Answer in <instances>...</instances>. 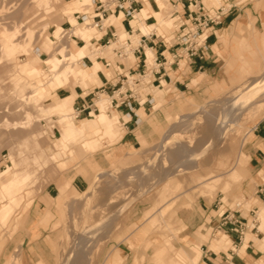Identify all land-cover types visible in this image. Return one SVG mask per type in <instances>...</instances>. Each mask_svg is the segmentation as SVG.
<instances>
[{
    "label": "rangeland",
    "instance_id": "obj_1",
    "mask_svg": "<svg viewBox=\"0 0 264 264\" xmlns=\"http://www.w3.org/2000/svg\"><path fill=\"white\" fill-rule=\"evenodd\" d=\"M70 1L72 0H58L56 4H49L45 9H50L51 13L43 14L41 10H38L39 13L28 22V25L34 30L40 27V29L35 30L33 33L34 38L29 40L27 47L29 54H33L32 50H39L38 59L34 67L37 70L35 77L38 83H46L50 78L41 61L47 58V54L40 45L45 37L51 38L50 33L53 24H57L58 26L66 25V18L55 16L56 12L54 13V9L56 8L57 11H59ZM244 1H249V4L241 14V20H239L240 27L236 28L235 26H231L224 32V36L221 34L217 38L219 61L218 69L213 77L203 79L202 82H199V87H196L198 85L195 86V94L191 95V98L185 97V99L180 96V93L176 92H170L168 94L170 97H168L166 96V92L169 90L165 87L167 91L165 92V96H161L160 106L157 108V110H160L162 118L160 119L161 125L156 129L157 132L155 137L150 141H140L138 148L125 151L117 157L109 158L107 165L93 170L87 177L88 187H86L84 191L80 193L69 192L70 197L62 198L61 202L50 200L51 207L54 209L53 214L44 217L43 214L39 215V213H37V215H35L38 218H36L32 224L27 225L26 215L31 205H34L37 212H39L36 203L47 202L41 196L44 186L48 182H56L58 179H61L59 178L61 174L70 166L77 164L84 155L86 156L95 151L103 150L104 146L107 145V143L103 142L105 139L109 143L115 142L119 135L118 132H116V137L113 140H110L105 133L98 136L101 146L98 149L97 146L95 148L96 150L94 149L95 151H87L80 148V140H76L69 144L72 151L71 158L68 155V151H66V154L58 157L55 162L51 163L46 159L43 162L46 166L43 168L41 166L36 169L30 166L17 165V159L23 158V154L18 155L15 164L12 165L9 160H7L8 145L5 146V148L2 147L7 143L5 142L6 139L2 142H5L4 144L0 143V171L8 164L7 166L12 168V170L20 169L26 173L33 174V179L20 186H14V188L6 194L7 200L8 195L21 191L15 197V207L8 219L6 220L5 215L3 217L0 216V264H62L72 244L74 242L78 243L79 241L80 248L73 250L72 258L74 261L72 264H105L102 259L106 260L116 250H119L121 253L130 251L131 254H136V252L137 254H142L144 257L140 259V264H145L152 254V247L145 246V244L148 242L151 243L152 241L163 244L167 240V242L172 245L170 254H173L175 252L174 250H180L173 245L176 237L172 231L173 227H175L173 218L178 210L190 208L191 204L199 197H194L193 195L194 190L192 188L201 187L197 184L199 180L196 182V179L200 176L224 175L229 170L233 169L236 162L240 163L243 159V154L241 152L246 149L251 127L264 117V95H260L255 98L252 107L247 110L244 109V111L237 114L234 119L232 117L229 120L231 127L227 128L228 130L225 132L223 138L217 139L218 137H216L212 142H210L211 139L209 140V136L212 138L217 134V131H213L211 124L206 122L205 113L210 112L213 115L221 113L223 108L220 102L232 92L229 105L227 106L229 108L232 101L239 93L248 91L250 85L248 81H251V78L264 72V0H236V2ZM203 3L205 7H216L219 5L220 0L211 3L203 1ZM167 4L163 12H161L158 23H161L160 20L162 21L164 15L167 16V19L171 20L170 26L162 30L164 35L169 36L175 28V18H172L170 15L172 8ZM4 6V8H0V20L2 21L0 23H5L3 28L9 33H12L18 27L22 28L24 25L23 22L36 11L31 0H6ZM91 9L92 7L89 9L87 8L84 12L87 11L91 13ZM86 18L87 17L84 19ZM69 20L72 21V26L77 24L73 16ZM117 21L118 18L115 20V23H117ZM44 23H46V25L41 27ZM105 24L108 25V22H105ZM109 24H111V22H109ZM136 24L140 25L136 20H131L132 26ZM141 26L142 29L145 27L142 24ZM252 27H254L256 33L250 42L251 44L247 45L246 40H248V42L250 41ZM3 28H1V30ZM135 28L139 29L138 26H135ZM21 32L22 30L19 31L17 40L21 38ZM146 32H148V29ZM92 33L94 34L95 31ZM130 38L132 39V43L136 44L134 37L131 36ZM243 38H246V40H243ZM64 40L67 39H63V41ZM68 40L67 42H70ZM91 40L95 45V37L94 39L91 38ZM31 41L33 42L30 43ZM114 45L113 43H109L105 47L98 46L97 49L91 47L90 50H92V53H95V55H99V52L97 53L94 50L108 51L107 55L110 57L109 59L112 65L114 61H124L127 65H130L133 62V60L129 58L130 51L126 53L124 59H118L114 57L110 51ZM54 46V43L48 46L50 53L55 52L56 47ZM26 59V55L21 53H17L13 61L0 58V76L9 75L18 64L23 63ZM230 64L231 66H229ZM21 66L22 65L19 67ZM87 68L88 67L83 65H77L75 67L76 70L81 71V76L88 77V74L90 76L91 73L88 70L86 73L84 72ZM231 70L234 71L232 74H234L235 79L233 80L230 79L229 72ZM39 75H42V77ZM260 77H264V74ZM9 80L5 78L3 81H0V128L10 130L12 127L9 126L7 128L4 125L6 124L5 120L9 122V120L12 119V116L8 115L13 112V107L11 105L12 101L9 103L11 106L8 111V105L2 100L6 93L5 88H10L12 85V82ZM73 80L76 81L74 78ZM68 81L69 80H66V82ZM146 81L147 78L145 77L143 83ZM70 83L73 85L76 82ZM143 86L144 85H142V88H144L143 91H148L145 86ZM108 100L109 98L107 97L105 106ZM53 101L54 99L50 96L47 99L41 100L39 103L40 105H46ZM100 104L99 108L101 107ZM17 114L20 113L15 114L14 112L13 117H17ZM110 114H112V112ZM188 114H191L189 119L188 117L178 119L179 116ZM182 119L189 120L187 121L188 124H182L183 126L180 125L178 127V120L182 122ZM1 120L4 121L1 122ZM31 120L34 122L20 130L22 132L34 129L38 130V144L45 149L46 152L52 151L51 145L56 143L59 138L57 116L51 115L50 118L40 117L37 120L39 123L34 117H32ZM175 123H178L176 125L177 133L172 135V139L175 140L176 143H172L173 146H170L172 144H168V146L162 148V151L165 150L166 152H162L159 149L163 142H161L163 134L166 132L164 136L168 140L169 129L171 125ZM54 127L58 130L57 132H54ZM211 133L212 136L210 135ZM178 149L183 152L184 158L178 161L177 159L172 161L167 158L169 151L174 152ZM190 150L193 151V153H191ZM157 151L161 152L159 153L161 154L160 157ZM52 154L57 155L58 152L55 150V153ZM157 157L162 158L163 161L162 159L159 160ZM158 163H163V167L160 164L163 169ZM152 164H154L157 171H155V167L152 168ZM175 165L176 167L174 168ZM147 167H149V169L144 170V168ZM160 169L162 172H160ZM169 171L171 173H169ZM164 172L169 173V175L166 177L163 176ZM98 173L99 176L95 179ZM140 173H142V175ZM141 176L142 178H140ZM263 177L264 175L261 176L260 173L258 174V178L264 181ZM244 179L245 177L242 178L239 183L231 185L226 193L222 192V185L220 184L215 191L207 192L201 197L215 198L218 200V205H221V210L223 207H229L242 211L244 215L252 203V199H246L240 194V186ZM224 180H228V177H224ZM175 183H179L180 188L176 193H171L169 188ZM88 195H90V199ZM224 195L225 198H222ZM175 197L177 198L172 202L173 204L170 203L166 205L169 199L171 200ZM245 201L250 202L248 205H245ZM235 202H238L239 205H235ZM165 205L166 207L164 208L167 210H162L163 213L157 217L155 213L160 207ZM8 207L11 209V206L6 204L5 212ZM147 210L148 212L153 210L154 215L151 214L153 215V219H145L146 216L144 212ZM157 218H159V220ZM106 223L108 225L105 226ZM103 225L104 230L99 229V227L101 228ZM28 226H32L30 235L28 234ZM169 227L172 229L170 230ZM87 232L88 234L86 236L85 234ZM128 240H132L133 243L129 244ZM179 263L188 264L186 259H179Z\"/></svg>",
    "mask_w": 264,
    "mask_h": 264
},
{
    "label": "crops",
    "instance_id": "obj_2",
    "mask_svg": "<svg viewBox=\"0 0 264 264\" xmlns=\"http://www.w3.org/2000/svg\"><path fill=\"white\" fill-rule=\"evenodd\" d=\"M165 1L171 6V13L176 14L181 19H186L188 15L192 16L193 12H199L193 7L194 3H196V7L199 5L203 8H209L205 7L203 1L206 3L214 2L213 0ZM116 3L114 6H110L103 13V16L105 19H108L109 15L113 14L117 16L118 21L115 24L106 25L104 31L97 32L99 37L96 40L97 43L94 49H97L98 46H107L106 44L111 41V33L117 34L116 37L119 41L132 31V36L138 46L136 47L137 51L132 50V52H129V58L133 62L130 65H127L124 61L116 62L119 63L120 75L132 72L140 74L143 70L144 76L141 78L144 79L146 77L147 81L140 84L134 95L127 99V105L111 106V108L105 109L106 113L102 111L103 115L108 116L111 120L112 127L107 128V126L100 125L98 132L94 133L91 138L97 141V149L101 146L98 136L102 133H105L110 140H113L116 137V132H118L117 140L109 143L105 139L103 142L107 143V145L104 146L103 150L95 151V149L94 153L84 156L77 164L70 166L64 171L61 177H59L61 179H58L56 182H48L41 193V196L47 202L36 203L39 212H37L34 205H31L26 215L27 225L32 224L38 218L36 217L37 213L39 215L43 214L44 217L53 214L54 209L51 207V201L57 200L61 202L62 198L70 197L69 192L80 193L84 191L88 187L87 177L90 173L97 168L107 165L109 158L117 157L125 151L136 149L139 147L140 141H150L155 137L156 129L161 125L160 119L162 118L160 110H157V108L160 106L161 96H165V92L167 91L165 87L169 90L166 92V96L170 92H176L180 93V96L183 98H191V95L195 94V88L199 87V82L213 77L218 69L219 61L217 38L221 34L224 36V32L231 26L240 27L239 20H241V14L249 4V1L220 0L218 6L224 9L220 23L206 29V37L202 47L199 48L196 55L192 56L185 55L182 47L175 44L173 30L169 36L162 33V30L170 26L171 20L167 19V16L164 15L161 23H158L157 18L154 16V14L161 12L157 0H135V2L117 0ZM127 6L134 8L131 17L126 15ZM142 11L145 12V17H143ZM135 16H139L140 24L148 29L149 32L147 34L152 33V35L142 38L141 31L132 27L131 20L136 19ZM73 19H75L74 15ZM66 21L72 27V21L68 18ZM79 22L82 23V21ZM255 33L256 31L252 27L250 41L248 42L246 38H243V40H246L247 45L251 44L250 42ZM160 35L162 38H160ZM6 42V38L0 34V45H4ZM76 45L83 46L84 42L81 45ZM94 51L99 52V55H95L90 50L91 54L89 56L84 55L80 61H77V64L89 67L91 75H88V77H71L67 84L56 88L55 94L52 95L54 99L52 103L61 104L63 99L71 98L69 101L70 108L64 115L72 118L76 126H80L82 122H93L101 116L102 112L99 104L103 101L105 108L107 96L123 82V78L120 75H116L110 66L106 67L105 65V62L110 58L107 55L108 51ZM148 52L150 53V57L148 56ZM36 53L38 54V51ZM143 54L146 56L145 62L147 66L153 63V58H155L158 66L150 69V71L144 70L142 66ZM25 62H27V59L23 63L18 64L11 72L16 70L20 65L23 66ZM232 73H234L233 70L229 72L231 80L235 79ZM262 74L251 78V81L262 76ZM5 76L7 77L8 75ZM39 76L42 77V75ZM1 77L3 76L1 75ZM251 81L249 80L248 82ZM70 82L76 83L72 85ZM142 85L148 91H143ZM100 106H102V103ZM97 109L98 112H96ZM110 111L112 114H110ZM189 115L179 116L178 118ZM93 129L92 126H88L86 134H93ZM53 130L54 132L58 131L55 127ZM37 132L39 135V131ZM164 134L161 142L165 137ZM66 135L67 129L65 125L59 124V138L56 143L51 145V153H55V147L60 145L61 140L66 139ZM241 153L243 154L242 161L240 163L236 162L233 169L225 173L224 177H228L230 186L239 183L245 177L240 186V194L246 199H252L250 208L246 210L245 214L243 215L242 211L229 207H223L221 210V205H218V200L215 198L211 199L199 196L191 204L190 208H182L175 213L173 218L175 227L173 229L169 227L174 232L173 234L176 235L173 245L180 250H174L175 252L170 254L172 245L167 240L163 244L154 241L148 242L145 246L152 247V254L145 264H180L179 259H186L188 264H195L191 256L194 249L200 251L196 264H264V181L258 178L259 173L261 176L264 174V117L251 127L246 149L242 150ZM33 154L30 153L28 156L23 155V158L17 159L16 162L18 163L20 159L25 158L32 164L31 168H35L37 159L34 156L36 154ZM44 166L46 165L43 163L42 168ZM98 176L99 173L95 179ZM201 177H198L196 182ZM175 184L171 185L170 188L175 186ZM20 192L7 196L6 202L8 206H11V209L8 207L5 212L6 220L13 211L15 197ZM222 198H225V195ZM172 200L169 199L168 203ZM249 202L245 201V205H248ZM235 205H239V203L235 202ZM163 209L164 206L160 207L159 211L155 214L157 215ZM151 214H153V210L149 212L148 210L145 211V219H153L152 216L154 214ZM27 228L30 235L32 226H28ZM227 240H229L228 247L225 246ZM128 243H133V241L128 240ZM130 254V251L121 253L119 250H116L106 260H102L105 264H140V259L144 257V255L137 254V252L136 254Z\"/></svg>",
    "mask_w": 264,
    "mask_h": 264
},
{
    "label": "bare ground",
    "instance_id": "obj_3",
    "mask_svg": "<svg viewBox=\"0 0 264 264\" xmlns=\"http://www.w3.org/2000/svg\"><path fill=\"white\" fill-rule=\"evenodd\" d=\"M213 1L218 2L219 0H213ZM31 2L34 4L36 11L30 17H28L25 20V22H23L24 25L22 28L18 27L12 33H9L8 31H5L3 28V25L5 23H0V30H1V28H3L0 31V34L3 37H5L7 40L6 44L0 45V58L11 61V59H13V57L16 56L17 53L24 54L27 57V62L23 66L18 67L16 70L11 72V74L8 75L7 77L3 76L4 78L3 77H1L2 79L0 78L1 79L0 81H3L5 78H8V80H9V78H10L9 81L12 82V85L10 86V88H7V87L5 88L6 93L4 94V97L2 100H4L3 102H5V104L8 105V107H7L8 111H9V109H10L9 107L11 105L14 109V110L12 109V111H13L12 114L11 113L8 114V115L12 116V119L9 120V122L5 120L6 124L5 125L3 124L7 128L9 126L12 128H10V130L0 128L1 129L0 130V143H2L4 139H6L5 142H7V143L4 142L5 144L2 143V144H4V146H2V144H1V146L5 148V146L8 145V159L7 160H9V162L12 165L15 164V158L18 155L23 154L24 156H28L30 153H34L36 155H34V154L33 155L37 159V162L35 165H36V167L40 168L46 159L49 160L51 163H53L58 159V157L65 155L66 151H68L69 154L68 153L67 154L71 158L72 157V151H71V148L69 147V144L73 143L76 140H80V142H79L80 148L85 149L87 151L94 150L98 146V143L96 140L92 139L91 137H93L94 133L98 132V128L100 125L107 126V128H111L112 122L108 116L101 115L98 117L100 119L96 118L93 122H90V123L89 122H82L80 126H76V124L73 122L72 118L64 115V113L66 111H68L70 108L69 101L71 98L63 99L61 104L50 102L49 104H46V105H40L39 102L41 100L47 99L48 97L55 94V89L66 84L67 83L66 80H69L71 77H78V76L82 75L80 70L75 69V67L77 65H80V64H77V61L78 60L80 61V59L84 55L89 56L91 54V53H89L90 48L93 47V49H94V47H95V45L92 43L91 38L94 39V37H95V40H96L99 37V35L97 33V30L93 26L94 22L91 21V19L89 17H87L86 19H83L82 23H80L78 21V23L75 26H72L70 29V33H72L73 35H75L77 38L81 39L84 42L83 46L82 45L77 46L76 43L71 39H69V40L67 39L70 42H67V40L61 41L59 36H58L59 35L58 34L59 26L57 24H53L52 31H51L50 35L54 36L56 38V40L58 41L54 46V47H56L55 52L50 53L48 50V46L53 45L51 38L45 37L44 40L42 41V43L40 42L41 48L43 50H45L46 54H47V58L45 60H41V61H42V64L44 65V67L46 68V71L49 74L50 78L46 83H40V82L38 83L36 81V77H35L37 74L36 73L37 70L34 68L35 63L37 62V59H38L37 58L38 54L36 53L35 50H32L33 54H29L27 47H28L29 40L31 38H34L33 33L35 32V30L40 29V27L36 28L34 30L31 26L28 25V22L32 17L36 16L39 13L38 10H41L43 14H48L51 10L45 9V7L48 6L49 4H56V2H58V0H31ZM5 3H6V0H0V8L1 9L5 7L4 6ZM91 3H92L91 0H72L69 3H66L63 6V8L61 7L62 9L59 11H57V9L55 8L54 13L56 12L55 16H62L64 18H66V20H67V18L71 19L73 16V14H72L73 11L83 13L84 10L92 7ZM157 3L161 9V12H163V10L166 7L167 2L165 0H157ZM161 12L159 14H154V16L157 18V20L161 16ZM142 15H143V17H145L144 11H142ZM139 16H135L136 19H134L138 23H140ZM116 19H117V16L110 14L108 19H105V18L102 19L101 18V22L103 25H106L105 22H108V24H109V22H111V25H112V24H115ZM74 20L77 21L76 19H74ZM0 22H2V21L0 20ZM160 22H161V20H160ZM45 25H46V23L42 24L41 27L42 26L44 27ZM135 26H138L139 30L143 34H147L146 27H144L142 29L141 24L140 25L136 24L132 27H135ZM20 30H22L23 33L21 32V35H20L21 38L19 37L20 39L17 40V36L19 35ZM93 31H95L94 34L92 33ZM32 42L33 41H31L30 43H32ZM94 43L96 44L97 42L95 41ZM37 49H38V47H37ZM148 56L150 57L149 52H148ZM87 70L89 71V67L87 69H85L84 72L86 73ZM260 95H264V77H259L257 79L252 80L250 82L248 91H244L242 93H239L236 96V98H234V100L232 101L229 108L227 106L229 105V99H230L231 95L224 98V100L222 102H220V104L223 108L221 113L213 115L210 112H206L205 113L206 122L211 124L213 131H215V130L217 131L216 132L217 134L215 136H213L212 138L209 136V140L211 139L210 142H212V140L214 138L216 139V137H218L217 139L223 138L225 135V132L228 130L227 128L231 127V123H229V120L232 117L234 119L235 116L237 114H240V112L244 111V109L247 110L248 108L252 107L255 98L260 96ZM103 100H106V99H103ZM11 101H12V104L9 105V103ZM101 103H102V106L100 107L101 112L103 111L104 113H106L103 101ZM1 104H4V103H1ZM241 106H242V109H241ZM226 107H227V109H226ZM14 112H15V114L20 113V114L16 115L18 118L15 116L13 117ZM103 112H102V114H103ZM51 115H53V116L56 115L57 116V122L59 124L65 125V128L67 129L66 139L61 140L60 145L55 147L56 152H58L57 155L52 154L51 152H46V150H44V149L41 150V146L38 144V137H39L38 132H37L38 130L34 129V130L27 131V132H22L20 130V129H24L25 126L34 122L31 120L32 117H34V119L37 121L38 118H40V117L50 118ZM103 116H104V118H103ZM72 117H73V115H72ZM187 117L189 119L191 117V114ZM6 118H8V117H6ZM178 119H180V118H178ZM3 121L1 120V122H3ZM187 121H189V120L182 119V122L178 120V122H179L178 127L182 124L187 125L188 124ZM177 124L175 123V124L171 125V128L169 129V132H168V140L164 137L163 142L161 144V148L159 149L160 151H162V148H165V146H168V144L176 143L175 140L172 139V135L174 133H177V127H176ZM88 126H92L94 128L93 134H86ZM41 127H43V126H41ZM174 127H176V128H174ZM16 129H19V130H16ZM40 129H42V128H40ZM178 133H180V132H178ZM210 135L212 136V133ZM166 140H167V142H166ZM205 140H207V139H205ZM210 144H213V143H210ZM170 146H173V144ZM163 151H165V150H163ZM190 152L193 153V151H191V150H190ZM159 153H161V152H158V154ZM160 155L161 154H159V157H160ZM159 157H157V158L159 160H161L162 158H159ZM167 158H169L172 161L177 159V161H178L181 158H184V155H183V152L179 151V149H178L177 151H174V152L169 151ZM162 161H163V159H162ZM162 161H160V162H162ZM157 162H158V160H157ZM66 164H68V163H66ZM150 164H148V165H150ZM158 164H159V166H160V164H161V166L163 165V163H158ZM7 165H5V168H3V170L0 171V207H1L0 208V216L1 217H3L5 215V207L7 204L6 203V194L10 190H12L14 188V186H17V185L20 186L21 184L27 183L29 180L33 179V174L26 173L25 171H21L20 169L19 170H12V168H9V166H7ZM17 165L18 166H30L31 167L32 164L24 158V159H20L18 161ZM152 165H153V167L152 166L151 167L154 168L155 167L154 164H152ZM36 167H35V169H36ZM175 167H176V165L174 166V168ZM142 168H143V166H142ZM142 168H141V170H142ZM146 169H149V167L144 168V170H146ZM149 171H151V170H149ZM155 171H157L156 167H155ZM160 172H162L161 169H160ZM142 173H144V172H142ZM142 173H140V174L142 175ZM169 173H171V172L169 171ZM169 173L164 172L163 176L166 177L167 175H169ZM140 174H139V176H140ZM134 175H132V176H134ZM140 178H142V176ZM156 183H158V182H156ZM197 184L201 187L192 188L194 190L193 191L194 197L195 196H204L207 192H211V191L213 192L216 190V188H218V186L220 184L222 185V187H221L222 192L226 193L227 190L230 188L229 181L224 180V175L202 176L201 178H199V183H197ZM179 188H180V184H175V186L169 188V190L171 193H176ZM90 195H88L89 199H90ZM177 197H175L172 201H170V203L175 201V199ZM170 203H167L166 205H168ZM166 205L164 207H166ZM163 210H167V209L164 208ZM162 213H163L162 211L160 213H158L157 217H159V215H161ZM111 219H112V217H111ZM157 219L159 220V218H157ZM108 224H109V222H108ZM108 224L106 223L105 226ZM103 228H104V225L101 226V228L99 227V229H103ZM87 234H88V232L85 235L87 236ZM78 239H76V240H78ZM79 244H80V241L78 243L74 242L72 244L71 249L69 250V252L67 254V257H66L65 261H63L62 264H72V262L74 261L72 258L73 257L72 256L73 250H75L76 248H80ZM228 244H229V240H227V244L225 246H227ZM199 255H200V251L198 249H194L191 253V256L193 257V261L195 264L199 258Z\"/></svg>",
    "mask_w": 264,
    "mask_h": 264
},
{
    "label": "built area",
    "instance_id": "obj_4",
    "mask_svg": "<svg viewBox=\"0 0 264 264\" xmlns=\"http://www.w3.org/2000/svg\"><path fill=\"white\" fill-rule=\"evenodd\" d=\"M92 1V9L90 12H77L73 11L74 18L77 21H82L85 17H89L91 21H93L94 28L98 31H104L106 25L104 26L101 22V18H105L103 16V13L110 7L114 6L117 0H91ZM124 1V0H121ZM130 2H135V0H129ZM193 7H195L199 12L192 13V16H187L186 19L179 18L176 14L170 13L172 18L174 19V41L175 44L178 46H181L185 55L192 56L196 55L199 51V48L202 47L203 41L206 37L205 31L209 27L216 25L220 23L221 16L223 14L224 9L220 6L216 7H209V8H203L201 6L196 7V3H194ZM134 8H131L130 6H127L126 8V15L132 16L131 13H133ZM71 25L66 21V25H60L58 30V36L60 40L63 39H72L76 44H83V41L79 38H77L75 35L70 33ZM140 32V31H139ZM142 38H145V36L152 35V33L149 34H142L140 33ZM117 35L111 33L110 38L111 41L109 43L115 44L111 49V53L114 57L120 59L125 58L126 53L128 51L132 52V50H136L138 47L136 44L132 43V39L130 38L132 36V31L127 33V36L124 37L121 40H117ZM52 39V43L56 44L58 41L56 38L52 35H50ZM160 38L162 36L160 35ZM97 40V39H96ZM95 40V41H96ZM136 42V40H135ZM107 43L106 45H108ZM146 56L143 54V61L142 66L144 70L150 71V69L155 68L158 66L156 64L155 58H153V63L150 67L146 65L145 62ZM106 67H111L112 70L115 72L116 75H120L121 71L119 68V63L114 61L113 65L111 64V61L108 59L105 62ZM123 78V82L119 84L117 88L111 91L110 95L107 96L109 98L107 105L105 106V109L108 108L117 107L122 104H128L127 99L131 98L134 93L138 90L139 85L143 83V77L144 71L142 70L139 73H130V74H123L120 75ZM98 112V109L97 111Z\"/></svg>",
    "mask_w": 264,
    "mask_h": 264
}]
</instances>
